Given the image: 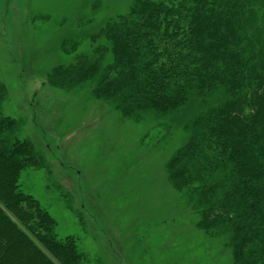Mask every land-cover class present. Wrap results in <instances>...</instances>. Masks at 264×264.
Masks as SVG:
<instances>
[{
    "label": "trees",
    "instance_id": "1",
    "mask_svg": "<svg viewBox=\"0 0 264 264\" xmlns=\"http://www.w3.org/2000/svg\"><path fill=\"white\" fill-rule=\"evenodd\" d=\"M96 7L80 3L82 30L59 38L73 60L46 83L87 88L157 144L174 145L167 179L196 228L230 264H264V0H129L102 22ZM7 97L0 80V264H106L78 236L59 235L25 189L23 172L49 165L3 113Z\"/></svg>",
    "mask_w": 264,
    "mask_h": 264
},
{
    "label": "rangeland",
    "instance_id": "2",
    "mask_svg": "<svg viewBox=\"0 0 264 264\" xmlns=\"http://www.w3.org/2000/svg\"><path fill=\"white\" fill-rule=\"evenodd\" d=\"M96 1L102 22L129 0ZM81 2L0 0V80L8 93L2 110L20 122L19 136L49 165L25 170V189L54 217L59 235L78 236L106 264H230L219 241L196 228L167 179L174 145L157 144L145 126L97 103L87 88L46 83L52 67L73 60L59 38L82 30L75 20ZM66 200L82 214V225Z\"/></svg>",
    "mask_w": 264,
    "mask_h": 264
}]
</instances>
